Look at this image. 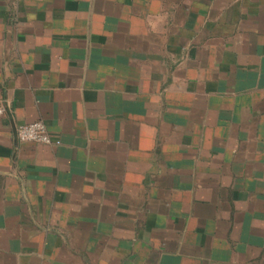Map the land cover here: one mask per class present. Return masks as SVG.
<instances>
[{
  "label": "crops",
  "instance_id": "0c3cea01",
  "mask_svg": "<svg viewBox=\"0 0 264 264\" xmlns=\"http://www.w3.org/2000/svg\"><path fill=\"white\" fill-rule=\"evenodd\" d=\"M0 101V264H264V0H0Z\"/></svg>",
  "mask_w": 264,
  "mask_h": 264
},
{
  "label": "built area",
  "instance_id": "2783aa9c",
  "mask_svg": "<svg viewBox=\"0 0 264 264\" xmlns=\"http://www.w3.org/2000/svg\"><path fill=\"white\" fill-rule=\"evenodd\" d=\"M9 111L8 104L0 101V116ZM16 138L19 141L36 142L43 144L58 143V140H53L50 136L47 127L41 120L26 122L14 126Z\"/></svg>",
  "mask_w": 264,
  "mask_h": 264
}]
</instances>
